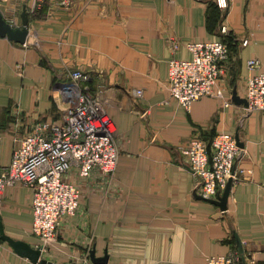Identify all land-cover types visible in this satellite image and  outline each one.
Wrapping results in <instances>:
<instances>
[{
	"label": "crops",
	"instance_id": "1",
	"mask_svg": "<svg viewBox=\"0 0 264 264\" xmlns=\"http://www.w3.org/2000/svg\"><path fill=\"white\" fill-rule=\"evenodd\" d=\"M29 2L0 0L11 24H21L24 4L30 16L25 43L0 35V166L9 163L16 135L61 119L53 94L73 68L89 74L83 85L105 103L119 144L113 181L97 174L79 181V207L41 257L78 264L94 248L96 256L108 254L106 264H204L206 256L239 252V240L242 264H264V111L232 100L234 90L244 97L246 77L261 70L246 61L264 66V0H42L35 14ZM171 37L180 42L176 50ZM220 38L231 51L222 80L231 103L204 96L186 110L169 95L168 61L191 58L189 42ZM220 131L239 135V166L249 170L232 183L226 209L198 196L180 150L195 133L210 140ZM31 198L23 184L7 187L0 224L37 247ZM0 264L40 263L0 237Z\"/></svg>",
	"mask_w": 264,
	"mask_h": 264
},
{
	"label": "built area",
	"instance_id": "2",
	"mask_svg": "<svg viewBox=\"0 0 264 264\" xmlns=\"http://www.w3.org/2000/svg\"><path fill=\"white\" fill-rule=\"evenodd\" d=\"M35 14L42 0H29ZM68 6L71 0H61ZM222 6L225 0H216ZM176 50L180 42L169 38ZM245 43V40L243 41ZM191 58L171 57L168 61L167 89L169 95L186 110L204 96L226 97L223 76L230 58L226 40L195 41L186 44ZM249 74L244 81V108L247 112L264 111V66L257 58L246 61ZM89 74L81 68L69 71L68 78L59 82L54 98L63 104L61 119L40 120L25 134L14 137V147L8 164L0 166V195L14 184L32 190L31 233L39 240L37 247L44 256L57 236L66 216L76 213L81 198V183L97 174L109 185L115 176L119 144L113 121L105 103L83 85ZM141 95L142 90H134ZM237 133L220 131L210 140L195 133L190 142L181 146L183 157L196 178V193L204 198H216L229 179L239 180L244 171L239 163L245 153ZM76 174L72 180L70 174ZM240 254L232 250L224 255H209L204 264H242ZM78 264H95L88 253L82 254Z\"/></svg>",
	"mask_w": 264,
	"mask_h": 264
},
{
	"label": "water",
	"instance_id": "3",
	"mask_svg": "<svg viewBox=\"0 0 264 264\" xmlns=\"http://www.w3.org/2000/svg\"><path fill=\"white\" fill-rule=\"evenodd\" d=\"M21 24L15 26L11 24L0 11V35L5 36L8 39L18 42L25 43L27 34H28V24L30 21L29 11L27 9L26 4L23 5L22 12L20 14ZM232 100L237 103L246 104V100L241 98L237 92L234 90L232 93ZM242 145V143H239ZM232 186V180L229 179L224 190L221 194L217 195L216 198H204L198 195L200 198L206 199L214 204H217L221 209H226L227 199L230 193V189ZM0 237L3 240H6L14 250L20 255L26 256L32 262L40 264H52L45 257H41V251L38 247L32 246L29 242L21 239L13 238L7 234H5L2 225L0 224ZM239 252H242L240 241L238 240ZM90 258L92 262L95 264H106L108 261V254L105 253L103 256H96L94 248L90 250Z\"/></svg>",
	"mask_w": 264,
	"mask_h": 264
},
{
	"label": "rangeland",
	"instance_id": "4",
	"mask_svg": "<svg viewBox=\"0 0 264 264\" xmlns=\"http://www.w3.org/2000/svg\"><path fill=\"white\" fill-rule=\"evenodd\" d=\"M204 263H205V260H204Z\"/></svg>",
	"mask_w": 264,
	"mask_h": 264
},
{
	"label": "trees",
	"instance_id": "5",
	"mask_svg": "<svg viewBox=\"0 0 264 264\" xmlns=\"http://www.w3.org/2000/svg\"><path fill=\"white\" fill-rule=\"evenodd\" d=\"M224 40H226V39H224Z\"/></svg>",
	"mask_w": 264,
	"mask_h": 264
}]
</instances>
